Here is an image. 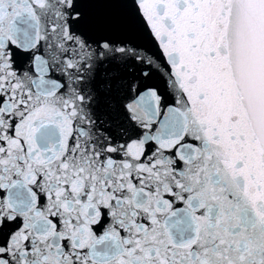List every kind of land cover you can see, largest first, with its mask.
Instances as JSON below:
<instances>
[{
    "label": "snow or ice",
    "instance_id": "snow-or-ice-1",
    "mask_svg": "<svg viewBox=\"0 0 264 264\" xmlns=\"http://www.w3.org/2000/svg\"><path fill=\"white\" fill-rule=\"evenodd\" d=\"M0 264H264V0H0Z\"/></svg>",
    "mask_w": 264,
    "mask_h": 264
}]
</instances>
